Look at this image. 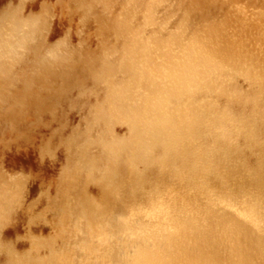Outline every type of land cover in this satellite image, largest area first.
I'll list each match as a JSON object with an SVG mask.
<instances>
[{
    "label": "bare ground",
    "instance_id": "obj_1",
    "mask_svg": "<svg viewBox=\"0 0 264 264\" xmlns=\"http://www.w3.org/2000/svg\"><path fill=\"white\" fill-rule=\"evenodd\" d=\"M0 264H264V0H0Z\"/></svg>",
    "mask_w": 264,
    "mask_h": 264
}]
</instances>
